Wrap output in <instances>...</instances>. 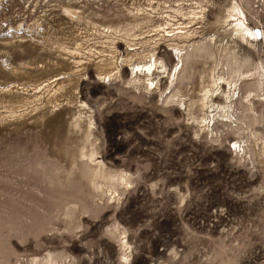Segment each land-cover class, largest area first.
<instances>
[{
    "label": "rangeland",
    "instance_id": "rangeland-1",
    "mask_svg": "<svg viewBox=\"0 0 264 264\" xmlns=\"http://www.w3.org/2000/svg\"><path fill=\"white\" fill-rule=\"evenodd\" d=\"M23 1L0 0V28L33 24L39 2L61 21V0ZM88 1L103 17L123 21L133 10H154L155 27L113 41L90 36L80 52L49 19V49L59 59L61 47L69 65L46 85L0 77L1 92L35 89L24 107L0 106V264H264V88L244 82L233 121L220 119L211 134L203 97L212 63L188 69L176 86L161 75L158 89L132 86L127 71L110 81L98 75L114 48L125 66L148 50L172 71L177 60L168 44L226 36L230 0ZM238 1L264 32V0ZM201 11L205 20H195ZM180 28L195 32L176 43L163 38ZM236 51L264 65V38L257 51L243 44ZM67 95L86 104L94 121ZM50 101L51 114L41 118Z\"/></svg>",
    "mask_w": 264,
    "mask_h": 264
},
{
    "label": "bare ground",
    "instance_id": "bare-ground-1",
    "mask_svg": "<svg viewBox=\"0 0 264 264\" xmlns=\"http://www.w3.org/2000/svg\"><path fill=\"white\" fill-rule=\"evenodd\" d=\"M26 1L23 2L26 3ZM215 1L206 0L208 4H214ZM59 5L60 22L56 21L57 16L47 15L39 2L33 6L36 8L37 15L33 24L27 23L23 19L16 24H6V28H0V51L5 53L0 57V77L29 83L42 81V85H46L47 80L44 79L59 68L69 65L61 47L59 48L62 50L58 55L59 59L56 58L57 54L49 49L51 42L55 40V35L48 32L45 26L49 19L57 24L59 30L70 34L79 42L80 52L88 50L87 39L90 36L104 37L113 41L118 38H131L139 30L155 27L156 16L153 9L152 12L144 7L133 10L130 13V18L123 21L116 20L112 16L103 17L99 8L88 0H61ZM192 17L195 20L204 21L206 13L204 11L193 12ZM225 23L230 26L225 31L226 36L203 37L201 40L190 42L184 46L168 44L172 58L175 62L177 60V64L170 72L168 65L152 54V51H142L138 55L143 59L127 62L128 65L125 66L124 56H118L119 51L114 48V55L105 61L98 75L102 78L101 80L110 81L123 78L124 72L127 71L128 82L132 86L141 85L147 89H158V79L161 75H169L170 85L176 86L182 81L181 74L188 69L193 72L199 67H204L205 63H212L214 65L212 85L204 88L203 107L209 114L204 128L214 134L220 119L226 122L233 121L234 115L231 110L235 97L239 96L240 88L244 82H250L259 90L264 88V65L257 66L251 62L250 57L236 51L237 47L242 44L257 51L259 40L264 38V32L250 25L247 13L238 0H230ZM194 32L192 29L186 31L180 28L177 32L165 31L163 38L168 43H176L177 40L189 38ZM47 54H52L56 60H59V66L52 64L51 60L47 58ZM21 56H27L28 59L18 60L17 58ZM34 90L15 85L0 91V106L24 107L33 99ZM69 97L70 95L66 96L67 100ZM71 101V104L83 115V119L94 121L90 111L86 110L88 107L86 104L77 98H71ZM256 101V96L251 95L248 100L250 108L256 104ZM178 104L186 109L192 107L191 102L184 100H179ZM49 105H51V101L43 106L47 113L40 116L41 118L51 114L52 110ZM235 146L239 149L242 148L241 143H235ZM244 154L248 155L246 150H244ZM125 246L127 248V245Z\"/></svg>",
    "mask_w": 264,
    "mask_h": 264
}]
</instances>
